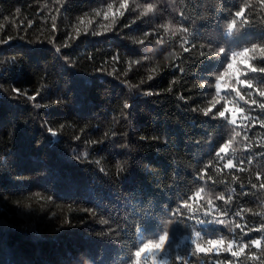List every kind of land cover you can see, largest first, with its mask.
<instances>
[{
  "label": "trees",
  "instance_id": "1",
  "mask_svg": "<svg viewBox=\"0 0 264 264\" xmlns=\"http://www.w3.org/2000/svg\"><path fill=\"white\" fill-rule=\"evenodd\" d=\"M121 2L0 0V40L9 41L0 43V264H132L139 234L164 231L167 264H180L177 255L188 264H262L264 240L249 242L264 236L254 230L264 224V73L237 63L249 89L224 75L223 61L264 45V6ZM245 4L250 23L237 18L229 35ZM224 107L244 109L235 125L230 111L218 115ZM236 223L243 232L230 230ZM217 238L223 247L235 239L233 251L249 247L239 257L195 251L193 239Z\"/></svg>",
  "mask_w": 264,
  "mask_h": 264
},
{
  "label": "snow or ice",
  "instance_id": "2",
  "mask_svg": "<svg viewBox=\"0 0 264 264\" xmlns=\"http://www.w3.org/2000/svg\"><path fill=\"white\" fill-rule=\"evenodd\" d=\"M57 2L59 3L60 0H57ZM258 3L262 6H264V0H258ZM121 8L127 9L128 8V0H122L121 2ZM250 6V4H245V6L239 7V10H237L234 13V17L231 19V22L227 25V33L229 35L232 34L233 29L236 28L238 20L237 18H239V23L241 24V26L249 24L250 20L248 18V16H246V10L247 8ZM108 9L109 12L112 9V5L109 4L108 5ZM153 10V5L152 4H147L144 12L141 13V15H146L147 13L151 12ZM97 15H99V13H97ZM114 15V14H113ZM121 15H123V13H121ZM181 15H183V13H181ZM55 19V17H53V20ZM105 19H107V13L105 14ZM53 27H55V24H53ZM184 32H187V28L183 29ZM93 35H97L99 33L93 32ZM9 41L7 39L5 40H0V43H8ZM51 42V41H50ZM140 43H143V41H140ZM184 43H187V41H185ZM67 46V45H65ZM183 47V44L181 45ZM192 47H195V45H192ZM57 51L59 52L60 49L57 48ZM184 51H190L189 48L185 47ZM225 50L224 48H220L219 49V53H223ZM201 55H203V53H201ZM262 60L264 61V45L261 44H252L251 47H245L243 48L242 51H232L231 52V62H227V57H225L223 62L227 63V71H225L224 75H228V74H232L236 77V81L238 84H242L244 86H246L247 88L251 89L253 88V82L251 79H240V75L242 74L240 71H236V65L237 63H242L246 66L247 70L251 73H264V66H254L250 61L252 60ZM149 79H151V77H149ZM219 79H223V76H220ZM221 85L219 83L216 84V92L217 95L219 94V90H220ZM14 92L18 93V94H22V95H27L26 93H20L19 89L14 88L13 89ZM149 95H151V93H147ZM260 96L264 97V91H260ZM237 95H239V92H237ZM241 99H243V96L240 97ZM28 99L30 100H34L35 96H28ZM253 103H256L255 100L252 101ZM215 103H219V101H215ZM215 106V104H213V107ZM125 108L130 107V105H128L127 103L124 105ZM261 108H264V103L260 104ZM231 112L232 114V118L230 120V123L235 125L236 124V115L237 112L243 113L244 109L243 108H232L229 109L228 107H224V109L222 111L218 112V115L220 117H225V114L227 112ZM212 112V108H206L203 110V114L204 115H209V113ZM245 119H247V117H245ZM261 126H264V121H261ZM49 132L52 133L53 136H55L57 133L55 131H53L51 128L48 129ZM236 135H239V133H236ZM245 139H247V137H245ZM231 140H228L226 143L223 144L222 147L219 148L218 152L216 153V155L219 157L220 153H227V150L229 148V145L231 144ZM221 159H223V157H221ZM242 163V162H241ZM226 167L228 168H232L233 164L232 161L229 160L226 164ZM219 171V170H218ZM203 177H201L202 179ZM259 178V177H258ZM209 179H211V177H209ZM256 185L252 184V188H255ZM261 188H264V183H261L260 185ZM204 191V188L201 187L196 193H195V197L193 198H198L200 197L201 192ZM50 199V198H48ZM217 199L223 200L224 196L223 195H219L217 197ZM212 204V200L209 199L208 200V205L211 206ZM183 208H187L189 212H192L193 209L191 208V205L187 202V200L184 201L183 203ZM83 211L85 212H89L91 211L90 209H84ZM181 208L178 207L176 212H180ZM176 213H173V215H175ZM206 216L209 215L208 212L204 213ZM224 215H226L227 213H223ZM237 216L240 215L239 212L236 213ZM191 218V217H190ZM199 223H204V221H198ZM209 223H214V224H219V225H225L227 226V223L225 220L222 219H213L210 220ZM241 229V231L243 232V228L239 223H236L230 230L235 232V229ZM256 231H264V224L260 225V227L258 229H254ZM195 237L197 239L201 238V234L199 232L195 233ZM197 239H193L192 243L195 245V251L196 252H204V253H208V252H212L215 251L217 254L222 250L224 252H228L231 253V256L233 257H239L246 248L249 247V244H239L237 245V247L239 248V251H233V245L236 244V240H229L227 242V246L223 247V245L225 244V239L224 238H217V239H208L206 241H204L203 243H197ZM261 240H264V236L261 237V239H252L250 240V244L255 246L256 248H259L261 246ZM169 242V233L167 231H164V233L162 235H159L158 238L156 239H143V233H141V239L139 241V244L135 250L134 253H132V264H167V257L165 256L164 258H161V254L165 252V246L166 244H168ZM175 260L180 261V264H188V261L180 255H177L175 257ZM217 264H221V262L217 261ZM228 264H231V260L228 261ZM262 264H264V262H262Z\"/></svg>",
  "mask_w": 264,
  "mask_h": 264
},
{
  "label": "rangeland",
  "instance_id": "3",
  "mask_svg": "<svg viewBox=\"0 0 264 264\" xmlns=\"http://www.w3.org/2000/svg\"><path fill=\"white\" fill-rule=\"evenodd\" d=\"M161 235H162V234H161ZM139 239H141L140 234H139ZM165 256H166V252H164V253L161 254V258H164ZM149 264H150V262H149Z\"/></svg>",
  "mask_w": 264,
  "mask_h": 264
}]
</instances>
